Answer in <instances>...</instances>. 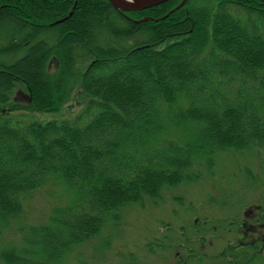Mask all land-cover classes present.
I'll use <instances>...</instances> for the list:
<instances>
[{
    "label": "trees",
    "instance_id": "obj_1",
    "mask_svg": "<svg viewBox=\"0 0 264 264\" xmlns=\"http://www.w3.org/2000/svg\"><path fill=\"white\" fill-rule=\"evenodd\" d=\"M178 3L0 0V264H57L143 199L264 153V3L166 16Z\"/></svg>",
    "mask_w": 264,
    "mask_h": 264
},
{
    "label": "rangeland",
    "instance_id": "obj_2",
    "mask_svg": "<svg viewBox=\"0 0 264 264\" xmlns=\"http://www.w3.org/2000/svg\"><path fill=\"white\" fill-rule=\"evenodd\" d=\"M15 97L17 103H24L27 94L17 87ZM242 155L237 161L224 156L198 182L127 208L118 224L108 226L100 238L77 247L57 264H180L177 258L184 259L189 252L194 256L187 258L188 264H226L219 262L220 251L228 243L223 240L231 238V247L236 246L237 226L256 217L251 210L255 203L264 207V153ZM201 238L206 241L200 243ZM217 254L218 258H208ZM253 264L264 262L255 259Z\"/></svg>",
    "mask_w": 264,
    "mask_h": 264
},
{
    "label": "flooded vegetation",
    "instance_id": "obj_3",
    "mask_svg": "<svg viewBox=\"0 0 264 264\" xmlns=\"http://www.w3.org/2000/svg\"><path fill=\"white\" fill-rule=\"evenodd\" d=\"M255 209H259V211H256ZM251 210H254L256 217H254L253 214L251 217H254V219H251L250 221L244 220L237 226L236 237L234 239L237 245L231 247V238L223 240L224 244L226 242L228 243L225 244L220 251L219 259L221 261L219 262H226V264H253L255 259L259 260V262H264L262 260L264 259V207L255 203L251 207ZM201 241L202 242L200 243H203L206 239L201 238ZM183 248L186 250L185 247ZM252 250L253 252L251 253ZM218 254L213 257H206L212 260L218 258ZM185 256L184 259L182 256L180 259L177 258L180 264H188L187 261H189V259L187 260V258L194 256V254L189 252Z\"/></svg>",
    "mask_w": 264,
    "mask_h": 264
},
{
    "label": "water",
    "instance_id": "obj_4",
    "mask_svg": "<svg viewBox=\"0 0 264 264\" xmlns=\"http://www.w3.org/2000/svg\"><path fill=\"white\" fill-rule=\"evenodd\" d=\"M110 3V5L117 11H120L122 13H146L153 10H156L157 8L162 7L164 4H166L170 0H141L137 4H130L125 0H106ZM187 0H181L180 4L175 7L172 11L169 13L181 8ZM264 2V0H261ZM168 13V14H169ZM71 14V13H70ZM149 18H144L141 21H147Z\"/></svg>",
    "mask_w": 264,
    "mask_h": 264
},
{
    "label": "bare ground",
    "instance_id": "obj_5",
    "mask_svg": "<svg viewBox=\"0 0 264 264\" xmlns=\"http://www.w3.org/2000/svg\"><path fill=\"white\" fill-rule=\"evenodd\" d=\"M125 1H127V2L130 3V4H137V3H139L141 0H125Z\"/></svg>",
    "mask_w": 264,
    "mask_h": 264
}]
</instances>
